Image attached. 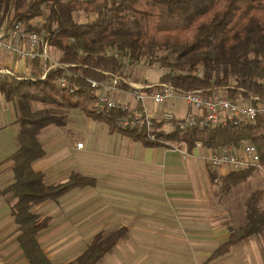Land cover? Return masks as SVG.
I'll list each match as a JSON object with an SVG mask.
<instances>
[{"label":"trees","instance_id":"1","mask_svg":"<svg viewBox=\"0 0 264 264\" xmlns=\"http://www.w3.org/2000/svg\"><path fill=\"white\" fill-rule=\"evenodd\" d=\"M44 11L47 14L41 26H31V21ZM77 11L92 14L93 20L76 22L73 14ZM167 16L171 26L164 24ZM3 22L22 23L28 30H44L56 62L66 65L41 78L44 67L35 59L30 62L29 76L23 77L28 79L0 75V94L13 104L19 128V145L3 161L12 164L13 182L0 190V197L11 195L9 214L27 264H61L51 262L36 239L51 217L41 218L33 209L47 200L56 201L73 188L95 185L93 177L75 172L62 183L46 185L43 174L33 171L32 162L44 156L37 138L39 132L50 124H64L60 116L50 111L78 109L86 118L106 124L109 133L122 134L149 148L169 150L175 148L171 143L183 144L187 154L196 148V143L214 150L248 140L264 165L262 117L252 124L174 129L156 133L152 141L147 139L144 126L127 130L116 126V121L127 112L117 108L99 112L95 89L87 81L102 82L112 73L136 82L134 65L142 53L153 54L158 49L162 53L161 64L168 69L158 83H169L180 90H205L233 81L234 89H227L229 96H251L264 101V0H0V24ZM109 49H115L117 55H110ZM121 56H127L128 63H123ZM200 64L214 70L223 66L221 75L211 79L203 72L199 76L196 71ZM62 77L67 81L66 87L57 83ZM35 103L41 104V109H35ZM232 175L221 180L227 181ZM262 197L264 189L250 194L245 201V222L230 230L227 241L200 264H207L228 253L232 246L264 233V208L259 207ZM125 237L124 226L106 234L97 233L85 250L66 264H96Z\"/></svg>","mask_w":264,"mask_h":264},{"label":"rangeland","instance_id":"2","mask_svg":"<svg viewBox=\"0 0 264 264\" xmlns=\"http://www.w3.org/2000/svg\"><path fill=\"white\" fill-rule=\"evenodd\" d=\"M46 14L47 11H44L41 17L31 21V26H41L39 23H43ZM73 17L76 22H88L93 20L94 16L77 11ZM164 24L172 25L168 16ZM51 51L55 60V52L52 48ZM108 53L117 55L115 49H109ZM161 54L158 49H155L153 54L142 53L133 69L136 85L157 83L159 77L168 72L161 64ZM127 58L121 56V61L128 63ZM222 68L223 66L214 70L208 65L200 64L196 73L201 76L204 72L213 79L221 75ZM230 83L198 91H205L203 93L206 95L227 96L241 103H253L252 98L255 97L229 96L227 89H234L233 81ZM172 100H176L180 108H187L183 99L175 96L160 107L171 108L169 102ZM41 107V104H34L36 109ZM149 107L154 109L151 105ZM50 112L60 116L64 124H50L41 129L38 138L42 149L44 147L50 154L54 151L69 150L73 158L72 168L95 178L93 187L75 190L56 202H45L33 209L41 218L51 217L48 226L36 236L41 250L51 262L66 264L85 250L95 234H106L118 226H126V237L118 240L110 252L96 264H200L217 243L226 239L230 230L245 222V201L250 194L254 190L264 189V171L245 169L232 172L233 175L227 181L220 180L211 184L213 195L208 208H204L203 216L201 212H194L192 215L183 209L176 210L168 202L165 203L154 195L156 189L150 188L146 196V192L131 190L130 181L128 185L123 183L122 174L131 173V167L119 163L116 159L118 154H114L110 143L108 146L105 142L97 140L91 142L101 138L105 132V124L89 122L79 110ZM3 137H8V132L0 134V138ZM244 143L249 141H242L239 145ZM78 144H82V148H79ZM18 145L17 137L13 144L6 145L0 139V162L6 158L9 149L14 151V146L17 148ZM171 145L184 150L183 144ZM239 145L232 146L238 148ZM11 165L0 164V179H5L1 186L10 180ZM65 168L70 170L69 165ZM249 171V175L243 176ZM214 173L216 176L215 171ZM10 198L11 195H6L0 201V256L6 253L13 255L17 250L19 254L15 258L20 257L23 261L25 257L16 240L19 233L9 215L8 207L12 201ZM259 207L264 208V197ZM255 237L264 254V233ZM233 250L226 259L221 260L222 264H253L250 258L243 256L241 248ZM3 261L0 259V262Z\"/></svg>","mask_w":264,"mask_h":264},{"label":"crops","instance_id":"3","mask_svg":"<svg viewBox=\"0 0 264 264\" xmlns=\"http://www.w3.org/2000/svg\"><path fill=\"white\" fill-rule=\"evenodd\" d=\"M29 65L30 63L22 61L17 56L11 53L1 54V69L13 73L15 77H28L30 73ZM131 83L135 84L132 81ZM146 84L150 83H145L144 85ZM129 88L130 89H124L120 86L121 90L116 94V98L120 101H125L127 104H129V106L133 107L135 105V102L130 94V90L132 88ZM169 103L171 108H163L157 106L154 107V109H151L149 107L150 105L148 104V110H150L149 112L153 113L154 116L155 126L163 133H169L171 125L161 119L159 115L161 112L169 111L173 113L175 117L180 118L185 114L194 111L189 107H187L185 110L180 108L177 105L176 100H172ZM83 117L89 122H99L86 118L84 115ZM16 118L17 117L13 104L11 102H7L4 99L3 95L0 94V134L8 132V137L0 138L2 139L4 145H6L7 143L13 144L17 137L19 128L18 124L16 123ZM104 128L105 132L104 134H102L101 138L94 139L91 142L97 140L98 142H105L106 144H108V146L110 143V147H113L112 150L114 151V154H118L116 156V159L119 161V163H121V165L123 164L122 166L125 165L131 167V173L122 174L123 183L125 185H128L130 181L131 190L137 189L141 192H146V196L148 195V190L150 188L156 189V193L154 195H157V197L165 201V203L168 202V204H170V206L176 210L183 209L185 211L191 212L192 215H194V212H201L203 216L204 208H208L212 199L211 195L213 194L211 192V184L213 185L214 183H218L222 178H225L226 176L232 174V172L226 175L224 174V176L222 175L217 182H214L215 173L208 167L205 160V157L207 156L206 154L209 153V149L207 148L199 146L196 147V149L194 148L193 150H191L189 154L185 153L182 148H174L169 150L165 147L149 148L143 146L139 141L130 140V138L122 134L116 132L109 133L107 125ZM39 136L40 134H38L37 138ZM107 139H110V141H108ZM8 145L11 146L10 144ZM14 147L15 148L13 149L15 151L16 146ZM11 149L7 151L8 154L6 158L14 152ZM43 150L44 156L32 162L31 167L33 171L43 174V182L46 185L57 182L62 183V181L66 180V178L71 173H79L72 168L73 158L72 155H70L71 153L69 152V150H59L57 152L54 151V153L52 154L46 151L44 147ZM4 160H2L0 164H11V162H3ZM65 165H69L70 170L68 168H65ZM79 174L92 177L88 174H84L83 172H80ZM4 181L5 179H0V190L4 189L7 185L13 182V174H11L10 180L6 184L1 186V183H3ZM84 188H91V186ZM84 188H73L62 196H65L75 190H81ZM4 197H0V201L3 200ZM56 201L47 200L45 202ZM45 202L41 204H44ZM227 238L228 235L225 240L216 244L217 246L213 248V251L220 244L227 241ZM235 248H237V250L241 248L244 253L243 256L250 258L251 262L253 261V264H264V254H262L261 246L258 242L257 237L255 236L249 237L243 242L232 246L228 253L210 262L212 264H222L223 261L221 260H223V258L226 259L227 256H229ZM212 252H210L209 255ZM18 254L19 252L16 250L15 254L13 253V255H9V253H6V255L0 256V259L4 260L3 262H0V264H5L4 262H6V264H16L17 262H19V264H26L25 259L21 261L20 257L15 258V256H17ZM208 256H206V258Z\"/></svg>","mask_w":264,"mask_h":264},{"label":"built area","instance_id":"4","mask_svg":"<svg viewBox=\"0 0 264 264\" xmlns=\"http://www.w3.org/2000/svg\"><path fill=\"white\" fill-rule=\"evenodd\" d=\"M2 53H11L27 63L37 59L44 67L41 78H44V75L50 70L66 67L65 64L53 59L47 33L42 29L28 30L22 23L7 24L3 22L0 24V59ZM0 75L14 76L13 73L1 69V67ZM108 75V80L102 82L87 80L95 89L98 111L103 112L117 108L127 112L116 121V126L125 130L144 126L148 140H155V132L160 131L155 126L154 116L149 112L148 104L153 107L161 106L174 96L181 97L187 107L194 111L180 118L175 117L169 111L161 112L159 114L161 119L171 125L170 132L174 129L178 131L191 128L213 129L228 124L240 125L242 122L252 124L257 117L264 118V102H260L257 98H252L253 103H241L231 100L227 96L206 95L203 93L205 91L180 90L169 83L136 85L119 74ZM57 83L60 87L67 86V81L63 77L58 79ZM121 84L132 88L130 94L135 102L133 107L116 98V94L121 90ZM150 89L152 91L148 92L147 90ZM196 146L198 147L199 143H196ZM78 147L82 148V144H78ZM205 159L208 167L216 172L214 182L230 172H239L245 169L264 171V165L260 164L254 146L249 143L241 144L238 148L225 145L218 149H209Z\"/></svg>","mask_w":264,"mask_h":264}]
</instances>
